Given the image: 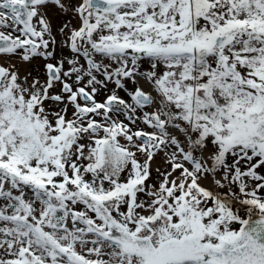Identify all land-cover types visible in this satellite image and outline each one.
I'll return each instance as SVG.
<instances>
[{"label":"snow or ice","instance_id":"snow-or-ice-1","mask_svg":"<svg viewBox=\"0 0 264 264\" xmlns=\"http://www.w3.org/2000/svg\"><path fill=\"white\" fill-rule=\"evenodd\" d=\"M0 264H264V0H0Z\"/></svg>","mask_w":264,"mask_h":264}]
</instances>
